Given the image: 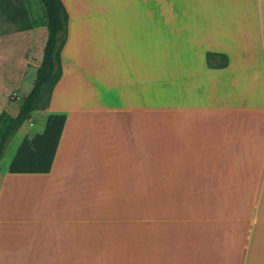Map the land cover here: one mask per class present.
<instances>
[{"label": "crops", "instance_id": "0c3cea01", "mask_svg": "<svg viewBox=\"0 0 264 264\" xmlns=\"http://www.w3.org/2000/svg\"><path fill=\"white\" fill-rule=\"evenodd\" d=\"M61 2V76L0 166V264H264V0ZM55 113L49 172H8Z\"/></svg>", "mask_w": 264, "mask_h": 264}, {"label": "trees", "instance_id": "16d2710c", "mask_svg": "<svg viewBox=\"0 0 264 264\" xmlns=\"http://www.w3.org/2000/svg\"><path fill=\"white\" fill-rule=\"evenodd\" d=\"M43 6V26L46 38L42 48L41 60L36 68L30 91L23 97L16 115L6 111L0 113V159L5 148L21 125L30 118L31 113L40 107L43 96L45 107L54 85L61 76V51L67 37V13L61 0H40ZM0 12L5 19L17 25L18 30H29L32 23L28 19L23 0H0ZM215 56L205 54L209 67H224L227 64L225 54H220L221 62L213 63ZM65 114H49L42 133L31 138H23L8 165L10 173H48L60 138Z\"/></svg>", "mask_w": 264, "mask_h": 264}, {"label": "rangeland", "instance_id": "374dc122", "mask_svg": "<svg viewBox=\"0 0 264 264\" xmlns=\"http://www.w3.org/2000/svg\"><path fill=\"white\" fill-rule=\"evenodd\" d=\"M24 6L27 10L28 19L32 23V27H35L30 33H22L21 35L17 37L10 38H4L0 41V62H5L10 67V70L12 73H14V69L21 67V60L22 57L27 60L29 63V69H27L26 73L28 75L32 74L30 73L31 65L33 64V69L35 71V68L39 64V57L38 54L36 55V50L39 47V51L42 43L45 42V36H46V30L43 26V6L40 2V0H23ZM19 31L17 28V25L14 23H11L5 19V16L0 12V36H7L8 34L15 35L16 32ZM40 32L42 34L39 42L38 40H33L32 35L35 33ZM36 37V35H35ZM14 39V40H13ZM34 45V48H31V45ZM36 49V50H35ZM24 51V52H23ZM29 75V77H30ZM33 77H35V72ZM6 90H9L12 88V85L5 86ZM45 97L46 94L43 96L40 106L45 105ZM9 112L12 114H15L16 112V105H12L9 108ZM33 116H35V112L32 113ZM30 122L33 123V121H25L24 124H22L20 131H18L16 134L13 135L9 140V147L7 152L5 153L4 158L2 159L0 166L1 168H4L8 163V158L11 155V151L14 148V145L16 141L21 137L24 131L31 130L35 131L37 129V119L34 120V126H30ZM8 145V144H7ZM4 155V154H3Z\"/></svg>", "mask_w": 264, "mask_h": 264}]
</instances>
